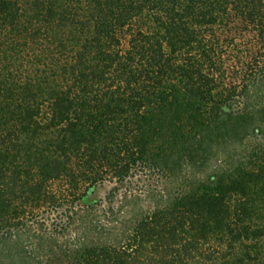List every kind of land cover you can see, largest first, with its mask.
<instances>
[{
    "label": "trees",
    "instance_id": "16d2710c",
    "mask_svg": "<svg viewBox=\"0 0 264 264\" xmlns=\"http://www.w3.org/2000/svg\"><path fill=\"white\" fill-rule=\"evenodd\" d=\"M0 264H264V0H0Z\"/></svg>",
    "mask_w": 264,
    "mask_h": 264
},
{
    "label": "rangeland",
    "instance_id": "374dc122",
    "mask_svg": "<svg viewBox=\"0 0 264 264\" xmlns=\"http://www.w3.org/2000/svg\"><path fill=\"white\" fill-rule=\"evenodd\" d=\"M250 144L251 145H253V141H251L250 142ZM231 149H233L234 150V148H233V146L232 147H230ZM243 149H241V150H234V152H240V151H242ZM232 152V151H231ZM233 152V153H234ZM226 153H221L219 156H218V159L216 158L215 160H214V163H212V170L214 169L215 170V168H218V169H220L219 167L221 166V164L223 163V161H224V159L226 158L227 159V157H226V155H225ZM209 171H211V169H209ZM111 187H110V185H104V186H99V187H97L95 190H94V192H93V194H91L90 195V197H89V201L92 203V202H96V201H101V200H106V198H107V196L110 194V191H111Z\"/></svg>",
    "mask_w": 264,
    "mask_h": 264
}]
</instances>
